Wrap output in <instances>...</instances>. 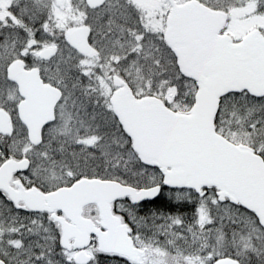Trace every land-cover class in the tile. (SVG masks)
<instances>
[{
	"label": "snow or ice",
	"instance_id": "1",
	"mask_svg": "<svg viewBox=\"0 0 264 264\" xmlns=\"http://www.w3.org/2000/svg\"><path fill=\"white\" fill-rule=\"evenodd\" d=\"M0 264H264V0H0Z\"/></svg>",
	"mask_w": 264,
	"mask_h": 264
}]
</instances>
